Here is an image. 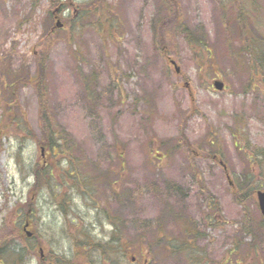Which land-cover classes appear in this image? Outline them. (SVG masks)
I'll list each match as a JSON object with an SVG mask.
<instances>
[{"label": "rangeland", "instance_id": "1", "mask_svg": "<svg viewBox=\"0 0 264 264\" xmlns=\"http://www.w3.org/2000/svg\"><path fill=\"white\" fill-rule=\"evenodd\" d=\"M82 1L0 0V240L38 259L87 232L124 243L125 264H264V83L236 60L239 12L264 36V0H166L185 36L161 26L164 1L103 0V16L77 21ZM42 62L51 114L97 177L80 195L68 178L31 194L34 164L59 158L39 144Z\"/></svg>", "mask_w": 264, "mask_h": 264}, {"label": "trees", "instance_id": "2", "mask_svg": "<svg viewBox=\"0 0 264 264\" xmlns=\"http://www.w3.org/2000/svg\"><path fill=\"white\" fill-rule=\"evenodd\" d=\"M51 5L60 11H69L72 8V4L76 0H47ZM103 0H84L77 4L78 7V17L77 21L85 19L87 16H103L104 9L98 8L99 3ZM164 1L166 4V16L161 26L172 27L177 33H181L183 36L186 35V25L179 22L178 8L171 6ZM170 17L168 18V14ZM52 18L54 13L51 14ZM240 25H243V31L241 32L242 45L239 55L236 57L238 64L242 65L247 72L250 73L251 79H253L254 72H257L262 77V82L264 83V36L258 32L255 34H250L248 31L249 26H253V19L250 18L249 13L242 8L239 12ZM73 18H71L72 21ZM243 35V36H242ZM188 40H191L192 36H186ZM201 44V43H200ZM207 53L211 54V51L207 46L201 45ZM164 51V47L161 48ZM244 58L245 61H241ZM44 61V60H41ZM40 61V62H41ZM45 66L44 62L39 65V75L31 80V82L37 87L40 92L41 99L43 102L41 104L40 110V122H41V137L39 139V144L44 146L45 150L52 152L53 158H58L55 166H47L44 163L34 164L33 168L30 170L34 183L32 186L31 194L33 197L39 196L45 187H50L52 192L60 191L62 185L58 186V179L68 178L74 189L77 190L75 194H79V188L90 190L93 183L97 181V177L91 174L85 173L84 164L85 161L81 158L75 156L77 150V145L71 143L69 140V134L64 129H59L57 126L53 114H51V108L47 101L48 97V87L46 85V79L43 76ZM252 158L259 160V164L262 166V173H264V149L257 148L253 150ZM44 164V165H43ZM32 167V166H31ZM60 171L63 173V177L59 175ZM253 182L249 181L246 186L247 193L251 191V184ZM249 191V192H248ZM62 199H58L59 203H67L73 206L71 198H69V193L64 192ZM80 195V194H79ZM69 199V200H68ZM69 202H68V201ZM35 216V211L30 213ZM34 214V215H33ZM115 227L114 224H111ZM85 232V230H83ZM115 233V232H114ZM115 236V235H114ZM80 242L75 243L71 248V253L66 254L56 251L53 247V251L50 252L43 258L36 259L34 254L35 245L32 243L31 246L23 242L21 238L15 237L2 238L0 240V264H75L77 259L85 258V264H125L129 262L127 247L121 241L115 239H106L105 241H98L95 237L91 236L89 233H84L82 235ZM121 238V236H120ZM31 244V243H30ZM81 264V263H80Z\"/></svg>", "mask_w": 264, "mask_h": 264}, {"label": "water", "instance_id": "3", "mask_svg": "<svg viewBox=\"0 0 264 264\" xmlns=\"http://www.w3.org/2000/svg\"><path fill=\"white\" fill-rule=\"evenodd\" d=\"M214 86H215V88H216L217 90H219V91L224 90V83L221 82V81H217V82H215ZM257 195H258V200H259L260 209H261L262 214H263V216H264V192L259 191V192L257 193Z\"/></svg>", "mask_w": 264, "mask_h": 264}, {"label": "flooded vegetation", "instance_id": "4", "mask_svg": "<svg viewBox=\"0 0 264 264\" xmlns=\"http://www.w3.org/2000/svg\"><path fill=\"white\" fill-rule=\"evenodd\" d=\"M250 237H251V239H252V236L250 235ZM258 260H260V259H258ZM260 262H261V264H263V262H262V260H260ZM237 264H253L251 261H248V260H246V261H244L243 263L242 262H239V263H237Z\"/></svg>", "mask_w": 264, "mask_h": 264}]
</instances>
